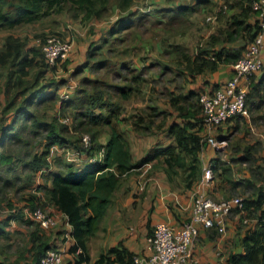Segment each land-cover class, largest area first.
I'll list each match as a JSON object with an SVG mask.
<instances>
[{"label": "rangeland", "instance_id": "1", "mask_svg": "<svg viewBox=\"0 0 264 264\" xmlns=\"http://www.w3.org/2000/svg\"><path fill=\"white\" fill-rule=\"evenodd\" d=\"M237 2L239 0H211V4L199 6L196 0H135L125 12H121L115 4L111 5L110 12L102 19H76L64 12L13 30L0 28V49L9 35L21 38L28 50L39 48L43 52L46 42L52 38L68 42L72 46L67 58L69 60L57 62L58 66L54 73L40 80L41 92H48L57 97L54 102L30 107L31 115L37 118L41 126L24 130L22 142H6V145L3 144L4 146L0 148V152L13 156L12 161L0 162V173L3 178L12 182L11 185H5L3 179H0V222L9 220L13 211L25 206L28 193L41 195L45 192L54 171L66 173L71 169H82L89 164L87 162L89 159H85L86 154L73 160V152L78 150L86 152L88 149V153L91 152L90 158L103 159L101 153L104 152L102 149H105L110 137V126L106 124L99 127L90 126L87 119L80 115L87 109L68 107L66 101L83 98L88 101V106L91 108L88 113L103 115L104 118L111 116L112 124L130 142L133 157L152 146L155 135L157 142H168L169 138L165 136V132L173 119L170 115L173 109H169L168 105L170 95L185 93L190 85L185 69L177 64V57L173 51L177 45H180L192 52L199 44L206 42L230 16L239 12ZM180 5L197 7L199 11L180 17L178 23L170 22L172 15L168 13L169 8ZM122 17H127L133 23L132 27L123 31L117 29L116 23ZM210 17H216V21L209 22ZM112 31L119 32L114 34ZM90 52L91 57H89ZM37 71L39 68L32 72L28 80L33 81ZM7 74L6 69L0 75L2 93L6 87ZM134 76L139 79L134 80ZM206 78L207 76H204L202 80ZM118 87L131 88L128 99L122 98ZM98 97L102 99L93 101ZM1 98L4 103V97ZM13 118L14 115L12 120ZM246 118L238 123L240 129L237 132V129L232 133L227 130L228 126H236V120L225 125V134L229 137L227 145L216 150V153L221 157L223 166L228 168L233 179L240 180L252 175L251 164L253 167L258 166L262 171L258 184L264 185V108L257 112H251L249 109ZM23 123L24 121H19L16 127ZM45 123L54 124L58 129L64 124L69 129L67 133L60 132L65 143L54 145L50 149L51 171L34 172L31 168H26L25 163L32 160L33 154H40L46 149L47 132L42 126ZM80 123L83 125L80 126ZM149 125L152 126L148 130ZM96 128L100 130L99 138L95 142L96 147H94L95 143L90 141V146L85 147L84 138L89 136L91 139L93 133L91 131ZM157 135L160 138H157ZM247 145L256 151L253 154L254 162L235 160L234 157L240 155ZM141 159L134 158V161L140 162ZM144 164L142 162L130 171L141 174L138 186L142 183L147 186L154 177L155 164L152 163L149 168ZM125 176L121 184L124 187L128 181V176L126 179ZM38 188L40 190H37ZM250 193L251 190L245 192L240 187L234 190L230 188L225 192L219 189L210 195L213 200L221 201L225 197H241L244 196L242 194L250 195ZM117 198L120 200L122 197L115 194L113 206L117 203ZM43 210L52 213L54 208L48 205ZM22 212L25 213L24 208ZM53 213L57 215L58 222L47 231L51 235L52 245L62 247L69 226L64 215L57 211ZM248 221L247 218L242 221L239 211L235 210L227 217L223 226L225 236L229 230L242 235ZM37 226L38 223L34 220L29 222L22 218L11 220L5 228L12 232V238L6 240L1 238L6 245L5 252L9 255L4 257L5 263L0 264H19L18 261L31 257L27 251L30 248V233ZM214 229L222 236L218 227ZM68 259L69 256L66 254L65 260ZM2 260L1 256L0 262Z\"/></svg>", "mask_w": 264, "mask_h": 264}, {"label": "trees", "instance_id": "2", "mask_svg": "<svg viewBox=\"0 0 264 264\" xmlns=\"http://www.w3.org/2000/svg\"><path fill=\"white\" fill-rule=\"evenodd\" d=\"M134 1L0 0V28L13 30L64 12L76 19H102L110 12L111 5L115 4L121 12H125L130 9ZM196 1L199 6L211 4V0ZM254 1L239 0L236 4L239 12L230 16L227 22L211 34L206 42L199 44L195 54H192L186 47L180 45L175 47L173 53L177 57V64L184 67L190 84L195 83L199 76L212 75L222 67L234 64L243 55L249 43L254 40L259 32L258 15L252 7ZM197 11L199 8H190L185 5L169 8L168 13L172 15L169 21L178 23L180 17ZM116 24L118 25L117 29L123 31L132 27L133 23L127 17H122ZM119 26L121 27L119 28ZM239 38L244 41L242 47L238 49L229 47L230 43H234ZM43 53L44 51L41 52L39 48L26 49V43L14 35L7 36L3 47L0 49V75L4 70H8L6 87L3 91L5 105L0 110V148L4 146L3 144L6 145V142H22L24 130L41 126L37 118L31 115L30 107L35 104L42 105L45 102H54L57 99L48 92H41L39 87L40 80L51 73L53 74L58 66L57 63L50 64L45 53ZM89 57H91V52ZM63 65L66 66L65 63ZM38 68L39 71H37L35 79L33 81L28 80L32 72ZM79 70L81 69L79 68ZM133 79L137 80L139 77L134 76ZM208 86L203 83L198 89H189L185 93L170 95L168 105L173 109L170 115L174 120L168 124L166 132L174 142L166 146L155 147L148 155L142 157L140 162L134 161L130 142L112 124L113 118L111 116L104 118L103 115L88 113L91 108L88 106V101L83 98H73L65 102L68 107L86 108V112L83 111L80 115L87 119L90 126L99 127L106 124L110 126L111 131L105 144V155L101 163H89L82 169H71L66 173L54 171L45 192L41 195L28 193L25 199L24 210L33 212L36 209H45L51 205L54 208L52 213L57 211L64 215L67 223L70 224V233L74 237V242L70 244L68 251L72 253V257L64 260L61 264H136L135 256L137 253L122 242L100 253L97 259L91 263L89 238L100 228L124 176L142 162L154 163L155 161L160 164L167 181L174 189L190 192L196 190L203 175L204 165L201 151L205 144L204 137L206 135L201 96L211 89ZM118 88L119 92L122 93V98L128 99L131 88ZM96 99H102V97L95 98L93 101ZM247 105L251 112H257L262 107L264 108V67L259 74L252 78ZM244 118L247 119L245 116H237L229 120L225 125L233 120H236L237 124L232 127L228 126L227 130L232 133L237 129V132L240 129L238 123ZM21 120L24 123L17 128L16 126ZM79 125L82 126L83 123ZM42 126L47 132L46 149L40 154H33L32 160L25 163V167L31 168L34 172L51 171L50 149L54 145L65 143L60 132L67 133L69 129L64 124L59 129L54 124L45 123ZM151 126L149 125L147 129L149 130ZM15 127L16 131H14ZM99 131L98 128L91 131L93 132L91 142H97ZM218 137L220 139L229 138L226 135H219ZM94 147H96V143ZM89 153L91 154L90 151ZM254 153L256 151L247 145L245 150L241 151L240 155L234 159L253 163ZM12 158L13 156H7V154L0 152V162L12 161ZM221 160L218 155L211 160L214 174L208 185V196L213 198L210 193L212 194L219 189L225 192L230 188L234 190L240 187L245 192L251 190V193L250 195L242 194L244 195V210H238L242 221L245 218L249 219L240 238L242 251H229L226 253L225 261L220 264H264V185L258 184L262 171L258 166L253 167L251 164L252 175L240 180L233 179L232 174L228 172V168L223 166ZM0 179H3L5 185L12 184L10 179L3 178L1 173ZM23 208L13 211L9 220L0 222V257H3L0 263H5L4 257L9 255L5 252L6 245L1 241V238L5 240L12 238V232L7 231L5 227L10 224L13 218H22L28 222L34 220L26 211L23 214ZM35 222L38 223V226L30 233V248L27 250L31 257H25V259L18 261L19 264L20 262H22L21 264H39L45 252L54 246L51 243V235L47 231L51 227L47 228L42 226L40 222ZM206 229L209 233L217 232L214 227Z\"/></svg>", "mask_w": 264, "mask_h": 264}, {"label": "built area", "instance_id": "3", "mask_svg": "<svg viewBox=\"0 0 264 264\" xmlns=\"http://www.w3.org/2000/svg\"><path fill=\"white\" fill-rule=\"evenodd\" d=\"M253 10L257 12L259 20V32L254 40L249 43L243 55L232 64L234 75L218 88L207 90L201 96L203 115L205 118L206 135L204 142L210 144L216 150L227 145V139H220L216 132L229 120L237 116L249 115L247 97L252 84L253 76L259 74L264 67V0H255ZM209 22H215L216 17L208 18ZM71 44L56 38L49 39L43 51L54 65L66 60L71 51ZM85 147H89L90 137L84 138ZM102 156L104 159L105 149ZM73 152V160L86 154L88 163H101L103 159L90 158L88 149ZM146 167H151L152 162H146ZM213 177L212 162L203 166L202 179L196 190L192 193L191 215L182 224L168 221H160L155 224L152 233L148 236L150 253L137 254L136 264H186L194 256L195 242L200 228L218 227L222 236H225L224 224L227 217L235 210H244V196L225 198L215 201L207 194L211 178ZM144 188L145 184L142 183ZM238 208V209H236ZM26 211V210H25ZM26 213L44 227H54L57 224V215L45 212L39 208ZM65 247L49 248L39 264H61L65 260Z\"/></svg>", "mask_w": 264, "mask_h": 264}, {"label": "crops", "instance_id": "4", "mask_svg": "<svg viewBox=\"0 0 264 264\" xmlns=\"http://www.w3.org/2000/svg\"><path fill=\"white\" fill-rule=\"evenodd\" d=\"M243 45V39L239 38L234 43H230L229 47L238 49ZM196 48L191 52L192 54L196 53ZM233 75L232 65L224 66L216 73L208 75L205 80H202V77L199 76L195 83L190 84L188 82L190 85L187 91L189 89H198L203 83L207 86L209 85L208 88L216 89ZM1 96L4 97V103ZM4 105L5 96L0 91V107ZM169 109H171L170 106ZM225 131L224 125L219 128L216 135H226ZM166 135L169 138L168 142H157L155 135L152 146L148 147L145 151H141L134 158L140 159L148 155L155 147L166 146L174 142L168 136L167 132H165ZM157 138H160V136L157 135ZM216 156V149L210 144L205 143L201 151L203 165L207 162L209 163ZM206 158H208V161L205 160ZM154 164V177L144 188L140 187L141 185L138 186L141 180L140 173L130 172L131 175L129 173V176H125V179L128 176L125 187L124 185L120 186L119 189L121 190L118 189L115 193L116 196L119 195L122 197L120 200L117 198V203H115V206H119H113L114 200H112L100 228L89 238L88 245L91 263L97 259L100 253L107 251L111 246L117 245L120 242L134 250L137 254H149L148 236L153 231L156 223L168 221L175 224H182L190 217L193 192L174 189L167 181L161 165L155 161ZM205 189L207 190L208 187ZM67 224L69 228L65 233V242L62 247L66 248L65 255L67 254L71 258L72 253L68 251V248L74 242V237L70 233V224ZM220 236L217 232L209 233L206 228L201 226L195 242L194 256L186 264H220L225 261L226 253L229 251H242V245L240 244L241 235L229 230L226 236H221V238Z\"/></svg>", "mask_w": 264, "mask_h": 264}]
</instances>
